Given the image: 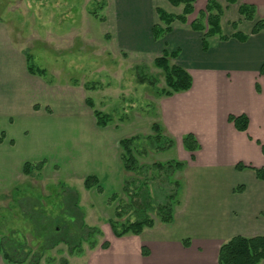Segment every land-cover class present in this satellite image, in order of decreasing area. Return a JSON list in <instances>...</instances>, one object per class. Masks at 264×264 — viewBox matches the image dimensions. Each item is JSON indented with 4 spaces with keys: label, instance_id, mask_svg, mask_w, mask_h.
I'll return each mask as SVG.
<instances>
[{
    "label": "rangeland",
    "instance_id": "1",
    "mask_svg": "<svg viewBox=\"0 0 264 264\" xmlns=\"http://www.w3.org/2000/svg\"><path fill=\"white\" fill-rule=\"evenodd\" d=\"M110 5L111 0H0V134L4 131L16 140L13 149L1 153L0 178L5 175L10 181L16 182L17 179L18 183L10 190V181H4L2 192L5 193L4 197L3 194L0 197V236L13 235L16 242L24 241L22 249L25 251L22 253L30 251L29 261L41 251L42 239L37 238L34 231L36 225L38 229L42 227L26 217L22 204L35 199L45 205L51 218H56L63 207L64 196L69 190H74L80 195L79 204L85 215L83 222L102 231L95 236L98 245L108 242L111 235L109 219L115 218V207L118 205V200L110 201L114 191L109 186L106 189L103 186L102 192L96 188L87 190L83 180L76 177L73 181L66 179L76 172H95L100 165L92 157H81V153L73 160L70 152L75 146H80L76 141L92 142L87 146L92 150L98 144L102 148L99 152L105 154L106 148L111 147L116 138L154 135L151 125L156 121L152 113L158 111L156 103L159 97L151 85L136 82V67L144 66L148 74L155 75L159 88L165 86L164 76L154 66L156 57L153 59L152 55L144 53L137 55L120 44L116 25L114 27L116 22L111 18L114 10ZM17 53L25 58L30 57V65L45 69L46 73L30 74L25 70L27 64L24 69L22 58ZM86 83L99 85L86 90ZM36 84L49 85L48 101L45 95L33 89ZM68 97L74 100L77 109L88 110L87 114H77L83 120L74 123L76 134L63 138L54 131L62 123L70 125L62 117L63 109L60 107L68 102ZM88 97L94 100L96 109L113 117L109 124L112 134L107 138L103 136L100 142L96 139L95 130H92L95 126L93 113L86 108ZM31 100L32 108L38 112H31ZM44 110L49 112H42ZM164 134L172 138L165 130ZM173 139L172 147L161 149L158 148L162 144L157 145L152 140L138 141L137 148L143 153L139 161L150 169L141 174L122 171L124 179L134 177L149 183L152 196L149 199L155 207L158 203L168 202L169 196H173L175 181H179L176 199L180 201L186 194L182 169L174 173L171 169L160 171L151 167L156 162L185 163L188 160L189 154L181 138L176 135ZM114 146L118 152L117 141ZM44 158L49 169L46 165L41 172L34 171L31 175H24L20 171L24 161L35 162ZM50 162L62 165L60 171L57 168L50 171ZM122 179L115 192L127 202V195L121 193ZM145 190L139 188L141 193ZM155 209L151 214L160 224ZM126 219H134L133 211L125 215L122 221ZM82 245L84 253L71 255L69 247L62 242L47 249L40 263L63 264L62 260L65 259L69 264L75 262L77 256L79 261L88 262L92 248L87 241ZM0 264L13 263L0 256Z\"/></svg>",
    "mask_w": 264,
    "mask_h": 264
},
{
    "label": "crops",
    "instance_id": "2",
    "mask_svg": "<svg viewBox=\"0 0 264 264\" xmlns=\"http://www.w3.org/2000/svg\"><path fill=\"white\" fill-rule=\"evenodd\" d=\"M218 1L225 10L221 18L222 30L230 39L224 41L218 36L211 37L210 48L204 52L203 34L194 31L191 22L201 10H205L207 0H197L188 22H174L172 31L159 40H155L152 34L153 26L162 24L157 8L179 14L182 7H174L167 0H111L110 7L114 10L111 18L116 22L114 27L116 25L121 45L137 55L150 54L153 59L165 50L179 51L175 62L191 73L192 88L170 97L158 96V111L152 114L165 132L173 138L179 136L181 142L186 134H194L200 148L187 153L189 157L183 169L186 194L178 201L171 223H160L145 229L140 235L121 238L116 237L111 229L108 248H103L101 243L90 249L88 262L79 261L77 256L76 261L69 264H218L220 246L230 238L264 235V179L258 177L253 169H264V72H261L264 66V30L252 34L255 22L264 17V0H237L234 4ZM244 3L256 7L255 20H246L239 13V7ZM238 31L249 35L247 40L233 38L232 35ZM17 54L22 58L25 69V56ZM25 70L28 71L27 67ZM48 86L36 84L33 89L45 95L48 101ZM32 100L31 112H38L32 108ZM67 100L60 107L63 109L62 117L70 125L62 123L54 131L63 138L76 134L74 123L83 120L77 114H87L88 110L77 109L71 97ZM242 114L249 120L246 131L238 130L229 120L230 115ZM69 120L74 121L70 123ZM92 130H95L98 142L103 136L107 138L112 134L109 125L99 127L96 120ZM2 133L0 156L4 150L13 149L16 141L4 131L0 138ZM121 139H114L105 154L99 152L102 148L98 144L92 150L87 147L92 142L76 141L80 146H75L70 152L71 158L74 160L81 153V157L96 159L100 165L95 172H76L66 179L73 181L76 177L84 181L86 176L93 174L99 178L102 187L106 189L109 186L115 193L122 178L124 181ZM116 141L118 152L114 146ZM42 160L46 161L45 158ZM26 162L31 161H24L20 168L22 173ZM50 163V171L55 168L60 171L62 165ZM239 163L248 167L239 170L236 168ZM6 180L11 179L2 175L0 197L2 194L4 197L5 192L2 191ZM9 184L10 190L13 189L18 184L17 179ZM187 239L190 240L189 246L184 244ZM144 247L147 254L143 252Z\"/></svg>",
    "mask_w": 264,
    "mask_h": 264
},
{
    "label": "trees",
    "instance_id": "3",
    "mask_svg": "<svg viewBox=\"0 0 264 264\" xmlns=\"http://www.w3.org/2000/svg\"><path fill=\"white\" fill-rule=\"evenodd\" d=\"M167 1L174 7H182V12L175 14L169 13L163 8H157V14L162 24H155L152 28V34L155 40H159L170 33L174 22L179 21L184 24L187 23L189 16L194 13L197 0ZM226 1L230 4L237 2V0ZM224 11L223 5L218 0H207L205 10H201L198 16L191 22V28L203 34L202 47L204 52H207L210 48L209 39L211 37L218 36L224 41L230 39V36L223 33L221 26V18L224 15ZM239 13L246 20H255L256 7L252 4H241ZM104 19L105 18H102V20ZM263 30L264 17L255 22L252 34H258ZM248 36L249 35L240 33L239 31L232 35L233 38L240 41L247 40ZM178 55L179 51L170 52L165 50L161 56L156 57L153 61L154 66L157 67L164 76V87L159 88L157 86L158 78L155 75L148 74L144 66L136 67L138 82L151 85L156 89L158 96L170 97L176 93L189 91L193 85V78L186 68L175 62ZM26 60L27 69L30 74L41 75L46 73L45 69L30 65V57L27 56ZM261 72H264V66ZM98 85L96 83H92V85L86 83L85 89L92 90L97 88ZM86 104L93 110L96 124L99 127H107L111 124L113 119L112 114L96 109L95 102L91 97L86 99ZM36 108L38 109L39 106H36ZM229 120L234 123L235 127L240 131H246L248 129L249 120L244 114L238 116L230 115ZM151 127L154 135H148L147 137L134 135L131 137H124L120 140V158L125 172L141 174L150 169L147 165H141L139 161V156L143 155V153L137 148L138 145H136V143L138 141L148 139L154 141L157 145L162 144L158 149L170 148L173 146V137L169 138L164 134V128L160 123L154 122ZM3 139L4 133H2L0 141L2 142ZM166 142H168L167 146H163ZM182 144L183 147L190 152H194L200 148L197 138L192 133H188L183 137ZM45 164L46 161L44 160L39 162H26L23 167V174L31 175L34 171L41 172ZM151 167L160 171L171 169L172 172L175 173L178 170H183L185 163L182 161L167 163L156 162ZM247 167L248 166L242 163L236 166L239 170H243ZM253 169L257 172L258 177L264 179V169ZM148 184V182H141L134 177L132 179L127 178L124 179L121 193L127 195L128 201L126 202L117 192L110 196V201L115 202L118 200V205L115 207V218L109 219L110 227L116 237L121 238L126 235H140L145 229L155 227L157 220L151 214L154 208H156V214L160 223L168 224L174 220L175 208L178 204L176 191L179 186V181H175V192L173 196H169V201L158 203L156 207L154 206V202L149 199L151 194L148 189ZM84 186L87 190L96 188L99 192L103 191L99 178L93 174L85 177ZM139 188L146 189L147 191L145 190V192L141 193L139 192ZM79 198L80 195L78 192L69 190L67 195L64 196L63 207L61 206L60 214L56 218H51L48 209L45 205L41 204L39 199H35V201H31L28 204H22L25 206L23 212L26 217L33 220L35 225L38 223L40 227H42V229H38L36 225L37 229L35 228L36 230L34 231L36 237L42 239L41 251L36 255L34 254L32 257L33 259L31 258L29 261L30 251L27 252L28 255L22 253L25 251L24 248L22 249V247H24L22 246L24 241L16 242L13 235H3L0 236V256H3L8 262L13 264H41L40 260L44 252L62 242L69 247V253L71 255L73 253L79 254L83 252L82 244L84 241L89 242L92 249L95 248L98 245L95 236L101 234L102 231L83 222L85 215L81 210ZM131 211H133L134 219L122 221L123 217ZM184 244L189 246L190 240H185ZM109 245V242L106 241L102 244V247L108 248ZM143 252L147 254L145 247ZM62 262L63 264H68L65 259H63ZM218 264H264V235H236L230 238L220 246Z\"/></svg>",
    "mask_w": 264,
    "mask_h": 264
}]
</instances>
